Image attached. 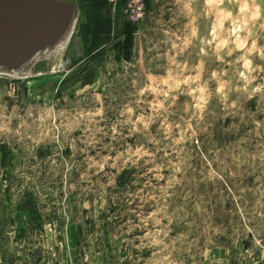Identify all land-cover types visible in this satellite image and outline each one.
Instances as JSON below:
<instances>
[{
	"label": "rangeland",
	"instance_id": "obj_1",
	"mask_svg": "<svg viewBox=\"0 0 264 264\" xmlns=\"http://www.w3.org/2000/svg\"><path fill=\"white\" fill-rule=\"evenodd\" d=\"M0 70V264H264V0H62Z\"/></svg>",
	"mask_w": 264,
	"mask_h": 264
},
{
	"label": "water",
	"instance_id": "obj_2",
	"mask_svg": "<svg viewBox=\"0 0 264 264\" xmlns=\"http://www.w3.org/2000/svg\"><path fill=\"white\" fill-rule=\"evenodd\" d=\"M75 7L62 0H0V70L15 71L66 35Z\"/></svg>",
	"mask_w": 264,
	"mask_h": 264
}]
</instances>
